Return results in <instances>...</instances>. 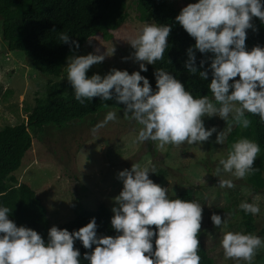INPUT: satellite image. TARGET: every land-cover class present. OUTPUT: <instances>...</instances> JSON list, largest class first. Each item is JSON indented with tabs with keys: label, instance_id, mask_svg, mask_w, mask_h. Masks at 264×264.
Instances as JSON below:
<instances>
[{
	"label": "clouds",
	"instance_id": "1",
	"mask_svg": "<svg viewBox=\"0 0 264 264\" xmlns=\"http://www.w3.org/2000/svg\"><path fill=\"white\" fill-rule=\"evenodd\" d=\"M253 17L264 24V0H195L175 16V21L195 40L186 50L184 68L190 74H198L201 80L207 79L208 69L211 70L207 85L211 98L194 96L163 68L153 73L155 90L149 79L141 75L148 70L146 63L153 65L163 59L169 24L145 23L137 35L128 39L134 49L130 56L139 63V71L129 74L127 70L112 68L103 76L86 75L90 66L105 59L106 54L97 48L95 53L100 54L68 56L66 78L80 104L94 97L122 104L123 114L140 126L136 136L139 142L150 140L158 147L200 145L216 133L215 142L223 144L233 125L242 129L250 126L249 115L258 116L264 123V46L247 49L245 45L246 30L255 31ZM59 40L68 44L70 51L80 46L64 32H60ZM194 49L212 54L207 57V69L202 59L199 67L203 70L198 71ZM113 52L114 48L111 55ZM104 107L110 110L90 129L94 135L118 119L115 109L107 103ZM213 116L226 122L223 130L205 128L204 117ZM259 152L260 145L255 140L238 138L227 157L218 161L213 176L230 173L237 179H246L258 171L253 164ZM149 173H155L154 166L134 163L130 169L117 173L123 186L112 198L110 223L115 236L98 235L96 219L92 217L71 232L53 225L45 240L32 228L17 226L9 218L11 209L0 204V264H200L202 205L196 200L170 198L169 187L155 183ZM234 186L231 179L218 180L222 189ZM253 201H242L238 207L245 214L258 216L259 197L254 196ZM231 216L232 212L224 213L223 219L217 213L210 216L213 226L223 232L220 245L224 258L253 264L257 253L264 249V238L254 233L225 231ZM77 240L84 249H91L83 253V260L80 250L74 247Z\"/></svg>",
	"mask_w": 264,
	"mask_h": 264
},
{
	"label": "rangeland",
	"instance_id": "2",
	"mask_svg": "<svg viewBox=\"0 0 264 264\" xmlns=\"http://www.w3.org/2000/svg\"><path fill=\"white\" fill-rule=\"evenodd\" d=\"M167 1L178 10L195 2ZM127 4L128 27L140 30L145 23H154L137 0H128ZM97 48L100 53L106 54L105 59L90 66L86 75L98 73L103 76L112 68L139 71V63L130 56L134 51L131 46L121 48L111 42L101 47L92 40L76 49L75 55L100 54L95 53ZM124 57L129 58L122 59ZM66 74L65 66L60 78H46L31 67L23 53L11 52L3 40L0 20V130L26 123L37 104L47 99L49 86L67 81ZM109 106L117 111L118 119L109 122L95 135L90 129L103 119L109 108L64 127L48 125L29 131L33 140L32 150L16 176L20 183L28 184L38 193L46 206L51 226L61 228L74 220L78 204L90 211L105 205L111 211L114 206L112 198L119 194L123 186L117 179V173L130 169L132 163L154 166L155 173H149V178L163 187H169L170 198L177 197L182 189L194 190L195 199L203 208L199 235L215 264H245L244 261L224 258L220 245L223 232L215 228L210 220L212 213L220 214L223 219L224 213L232 212L225 231L246 232L243 210L238 206L242 201L254 202L250 186L245 179H237L230 173L213 176L218 161L227 157L225 141L236 126L233 125L226 133L223 144L215 142L216 133H213L200 145L175 147L167 144L158 147L150 140H136L140 126L123 114L122 104L115 102ZM204 125L206 129L215 126L217 131H221L226 122L215 116L204 117ZM219 179H231L235 186L222 189L218 187ZM257 196L261 213L254 216L255 234L264 230V192ZM253 264H264V249L257 253Z\"/></svg>",
	"mask_w": 264,
	"mask_h": 264
},
{
	"label": "trees",
	"instance_id": "3",
	"mask_svg": "<svg viewBox=\"0 0 264 264\" xmlns=\"http://www.w3.org/2000/svg\"><path fill=\"white\" fill-rule=\"evenodd\" d=\"M127 1L0 0L2 37L8 49L11 52L23 53L38 74L46 78L58 79L66 66V58L75 55L76 52V49L70 51L68 44L61 43L60 32L67 33L71 39H75L79 47L84 46L89 40H95L101 47L111 42L121 48L130 46L127 43L128 39L137 35L141 29L134 30L126 25ZM137 1L155 24L171 25L167 39L168 47L163 59L149 65L148 70L141 72V75L149 79L150 85L155 90L153 73L155 69L163 68L180 80L186 90L191 91L194 96L208 95L211 98V92L207 87L211 81V70L208 69V78L201 80L198 74H190L184 68V62L187 59L186 50L195 44V40L175 21V16L180 10L167 0ZM252 24L255 31L246 30L247 49L257 45L264 46V24L258 18L252 20ZM194 51L198 71L203 70L199 67L202 59L205 60L204 68L207 69L210 64L207 57L212 54H201L195 49ZM46 98L30 112L26 123L7 126L0 130V204L11 209L9 218L17 226L32 228L45 240L47 231L51 227L46 206L38 193L28 184L20 183L16 176L32 150L33 140L29 131L42 129L48 125L64 127L70 122L81 121L99 114L106 109L105 103L111 105L116 102L114 100L102 102L98 97H94L92 101L86 100L84 104H80L75 100L68 80L51 84ZM249 119L251 124L247 129L236 126L230 132L225 141V149L228 153L231 144L240 137L255 140L260 145V152L253 164L258 171L245 179L252 190L253 198L264 192V123L260 122L258 116L249 115ZM177 197L196 200L192 188L182 189ZM75 210V219L61 228L70 232L78 230L95 217L98 235L115 236L117 234L110 223L113 213L105 205L90 211L78 204ZM242 214L246 232L255 234L254 216L245 214L243 211ZM151 227L155 229L154 225ZM256 235L263 237L264 230ZM198 239L200 264H215L214 259L206 251L199 233ZM74 247L80 250L81 260H83L84 252L91 251V249H84L79 240L74 242ZM83 264H87V261H83Z\"/></svg>",
	"mask_w": 264,
	"mask_h": 264
}]
</instances>
